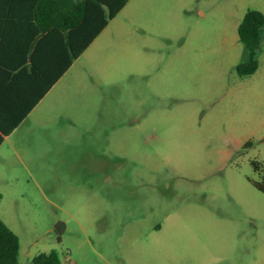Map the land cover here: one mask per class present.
Wrapping results in <instances>:
<instances>
[{
    "label": "rangeland",
    "instance_id": "obj_1",
    "mask_svg": "<svg viewBox=\"0 0 264 264\" xmlns=\"http://www.w3.org/2000/svg\"><path fill=\"white\" fill-rule=\"evenodd\" d=\"M250 9L264 0H129L110 20L0 146L20 264L52 249L62 264H264V26L257 69L237 71Z\"/></svg>",
    "mask_w": 264,
    "mask_h": 264
},
{
    "label": "trees",
    "instance_id": "obj_2",
    "mask_svg": "<svg viewBox=\"0 0 264 264\" xmlns=\"http://www.w3.org/2000/svg\"><path fill=\"white\" fill-rule=\"evenodd\" d=\"M129 0H0V75L11 76L14 88L30 70V91L37 89L26 110L10 125L0 114V143L10 134L35 103L70 68L99 33ZM264 14L248 10L238 25V36L248 58L237 65L240 75L258 67ZM38 84V85H37ZM257 170L259 164L253 161ZM252 184L264 194V170ZM0 264L19 263V238L0 218ZM32 264H62L58 252H41Z\"/></svg>",
    "mask_w": 264,
    "mask_h": 264
},
{
    "label": "crops",
    "instance_id": "obj_3",
    "mask_svg": "<svg viewBox=\"0 0 264 264\" xmlns=\"http://www.w3.org/2000/svg\"><path fill=\"white\" fill-rule=\"evenodd\" d=\"M104 29L99 33V35L104 31ZM29 72L30 70L28 67L27 71L24 72L20 77L21 90L19 92V95L18 91L14 88V82L12 81L11 76L4 79L3 75H0V114L6 120L5 125L7 126L14 122L26 110V108L30 104V101L35 97V92L37 91V89L32 90V92L30 91L31 87ZM61 77L55 82V84L61 79ZM53 86L35 103L31 110L17 124L14 130L28 117V115L41 102V100H43V98L48 94V92L53 88ZM8 135L3 136V140L0 143V146Z\"/></svg>",
    "mask_w": 264,
    "mask_h": 264
},
{
    "label": "water",
    "instance_id": "obj_4",
    "mask_svg": "<svg viewBox=\"0 0 264 264\" xmlns=\"http://www.w3.org/2000/svg\"><path fill=\"white\" fill-rule=\"evenodd\" d=\"M57 228L59 231H62V227L59 224L57 225Z\"/></svg>",
    "mask_w": 264,
    "mask_h": 264
}]
</instances>
